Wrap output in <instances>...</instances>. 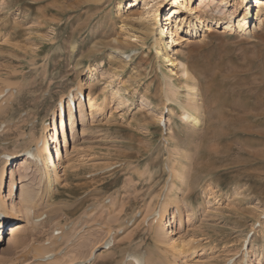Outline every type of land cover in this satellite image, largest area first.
Here are the masks:
<instances>
[{
  "label": "rangeland",
  "instance_id": "1",
  "mask_svg": "<svg viewBox=\"0 0 264 264\" xmlns=\"http://www.w3.org/2000/svg\"><path fill=\"white\" fill-rule=\"evenodd\" d=\"M146 3L0 0V204L19 212L3 231L0 264H264V20L255 0L252 32L214 26L176 44L189 75L180 66L168 74L155 35L141 30ZM95 73L72 124L69 89ZM195 94L204 104L189 103ZM42 137L49 168L61 173L49 193L45 169L23 155ZM23 187L36 195L29 204Z\"/></svg>",
  "mask_w": 264,
  "mask_h": 264
},
{
  "label": "bare ground",
  "instance_id": "2",
  "mask_svg": "<svg viewBox=\"0 0 264 264\" xmlns=\"http://www.w3.org/2000/svg\"><path fill=\"white\" fill-rule=\"evenodd\" d=\"M252 2V0H251ZM150 3V8L146 11V14H149V17L146 18V22H142V31L145 35L154 36V42L155 46H157V54L161 58L160 60L162 62L166 63V68L169 72H174V68L177 66H180L181 72L184 75H189V69L187 64L178 59L176 54V44L179 43L182 39L185 40L186 37L190 39V37H194V35H197L201 30H204L205 28H212L214 26H224L226 30H237L243 33H250L252 32V28L249 24L252 25L255 20L250 19V0H234L233 4L231 0H147V5ZM255 18L256 21L259 23L258 25H261L263 22L264 17V0H255ZM121 6V3H120ZM119 6V7H120ZM241 6H245L247 11L243 12L240 10ZM168 7V9H166ZM161 12H164L163 18H158L159 14ZM262 13V14H261ZM261 14V15H260ZM153 20H158V22L161 25V32L155 33V28L152 25ZM184 23L186 24L184 26ZM264 23V22H263ZM126 26V25H125ZM124 26V27H125ZM153 26V27H152ZM257 26V23L255 22V27ZM249 27V28H248ZM184 30L186 32L185 35H181L180 30ZM205 34H203L204 36ZM146 37V36H145ZM189 37V38H188ZM207 37V36H205ZM120 52H118L119 54ZM121 54V53H120ZM124 57L128 58L129 55ZM160 70V69H159ZM162 72V71H161ZM167 76V75H166ZM96 79V73L95 74H89L86 77H83L80 79L79 84L73 89L70 88L68 92V108L70 113L71 120L74 117V107L72 106L70 95H73L76 99L80 93H83L84 96L86 95V89L88 83H93ZM195 91H199V88L195 85L194 86ZM121 92V90H118ZM195 95H189L188 101L193 102L194 100L197 101V105L204 104V99L202 97ZM81 106L80 110L83 111L84 107V99H78ZM90 104L92 107L95 105L92 101H90ZM186 106V105H185ZM183 106L182 112L185 118H187L189 121L193 122L195 126H197L200 122L199 116L195 115L193 112H190L187 110V108ZM166 112H173V109L170 107H166ZM62 113V120H63V111ZM74 120V119H73ZM72 120V124H73ZM35 148L38 149V155L40 157V160L35 161L41 169H45L44 173L45 176L49 181H52V183H49L47 187L45 188L46 192H50L55 189L54 182H59L61 180V173L59 170H56L54 167V170L52 168H49L48 162L49 159L51 160V154L48 152L47 144L44 139V137L40 139H35ZM57 148V156L62 159L61 154L59 152V147ZM32 149H26L24 151V155H26L28 152H30ZM178 150V149H176ZM175 149L173 151H176ZM176 156L177 163L180 162V159L186 155V150L177 151L172 153ZM172 155V156H174ZM9 157V156H8ZM7 157V159H8ZM24 159V158H23ZM26 160H29V158ZM12 175H14V172H11ZM209 187V184H208ZM210 189V187H209ZM22 192L25 193V196H23L24 201L29 204L31 203L35 198L36 195L32 190H27L25 187H23ZM179 211V208L177 207L173 214ZM167 214L168 209L163 207L159 209L158 215L156 217V225L158 226L156 228L155 234L161 235L163 232V224L167 223ZM19 216V212L15 210L14 208L10 209L6 203L0 204V241L3 239V231L6 229V226L14 222ZM160 232V233H159ZM157 235H154L153 237V243L158 242ZM172 237V242L170 245H173L174 243ZM186 243L181 244L180 248V254L181 257L179 258L180 263L184 261V255L188 252L189 248L186 247ZM144 260V259H143ZM88 262L83 261L81 264H87Z\"/></svg>",
  "mask_w": 264,
  "mask_h": 264
}]
</instances>
